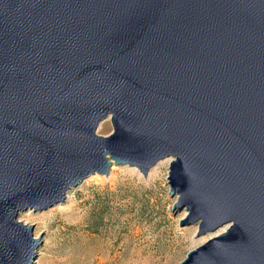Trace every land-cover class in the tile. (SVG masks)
Here are the masks:
<instances>
[{"label": "water", "instance_id": "95a60500", "mask_svg": "<svg viewBox=\"0 0 264 264\" xmlns=\"http://www.w3.org/2000/svg\"><path fill=\"white\" fill-rule=\"evenodd\" d=\"M166 159L180 224L227 227L180 264H264V0H0V264L22 213Z\"/></svg>", "mask_w": 264, "mask_h": 264}, {"label": "rangeland", "instance_id": "374dc122", "mask_svg": "<svg viewBox=\"0 0 264 264\" xmlns=\"http://www.w3.org/2000/svg\"><path fill=\"white\" fill-rule=\"evenodd\" d=\"M112 132L110 119L97 129ZM170 163L159 162L146 178L113 164L108 176H91L53 207L22 213L19 221L34 225L39 239L33 264H180L226 231L198 236L197 224H180L189 213L170 195Z\"/></svg>", "mask_w": 264, "mask_h": 264}]
</instances>
